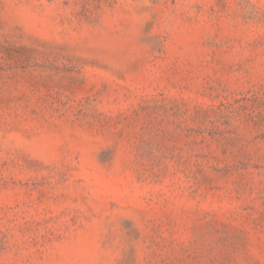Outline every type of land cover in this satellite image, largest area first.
Returning a JSON list of instances; mask_svg holds the SVG:
<instances>
[{
  "label": "rangeland",
  "instance_id": "1",
  "mask_svg": "<svg viewBox=\"0 0 264 264\" xmlns=\"http://www.w3.org/2000/svg\"><path fill=\"white\" fill-rule=\"evenodd\" d=\"M0 264H264V0H0Z\"/></svg>",
  "mask_w": 264,
  "mask_h": 264
}]
</instances>
